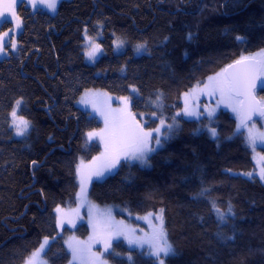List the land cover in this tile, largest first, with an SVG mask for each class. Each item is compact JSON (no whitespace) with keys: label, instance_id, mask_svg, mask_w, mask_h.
Wrapping results in <instances>:
<instances>
[{"label":"trees","instance_id":"trees-1","mask_svg":"<svg viewBox=\"0 0 264 264\" xmlns=\"http://www.w3.org/2000/svg\"><path fill=\"white\" fill-rule=\"evenodd\" d=\"M17 14V52L0 60V264H24L45 237L43 258L66 264L64 237L88 234L85 225L59 231L54 210L75 199L78 162L99 153L84 136L100 123L75 105L95 89L128 96L145 129L161 119L165 132L174 120L176 126L146 165L122 161L93 181L89 200L114 207L117 218L133 225L135 217L163 209L177 253L161 257L165 264H264V181L235 117L227 111L211 120L177 115L189 89L264 49V0H68L52 15L24 4ZM85 28L101 32L102 54L93 65L84 61ZM115 38L124 42L122 52L113 51ZM138 44L145 45L139 52ZM256 96L264 99V88ZM18 100L20 116L30 122L23 139L9 125ZM146 250L117 240L104 259L159 264Z\"/></svg>","mask_w":264,"mask_h":264},{"label":"rangeland","instance_id":"rangeland-1","mask_svg":"<svg viewBox=\"0 0 264 264\" xmlns=\"http://www.w3.org/2000/svg\"><path fill=\"white\" fill-rule=\"evenodd\" d=\"M61 1H68V0H59L58 4ZM25 7L36 10L40 9L49 14H55V11H50L44 4L40 3L37 0L35 7L29 2V0H24ZM57 4V6H58ZM3 4L0 3V8H2ZM18 6V5H17ZM16 6V11H17ZM57 9V7H56ZM8 16L9 22H0V35L4 32H10L9 37H5L4 40L6 41L5 48L6 52L4 54H0V60L9 57V55H13L17 52L18 49V42L17 36L20 32L19 30L15 29V21L11 19L10 14H6ZM11 30V31H10ZM95 39V42L99 44V39L101 38V32L98 31L96 35H90ZM119 39H114L113 41V51L115 53L122 52L124 49V42L121 47H116V42ZM121 41V40H120ZM16 43L17 47L15 50L12 49L11 44ZM82 48H83V56L84 61L88 65H93L101 56L102 51L99 52L96 58L93 61L87 59L84 55L85 52V41H84V30L82 32ZM261 53V52H259ZM258 53L248 56L250 58H254L259 62L264 61V55H257ZM246 57V56H243ZM241 60V59H240ZM212 78L211 80L209 78ZM261 82H264V71L260 70V88ZM228 83L227 79L225 78L223 70H218L211 74L205 82L202 84H198L193 86L191 89L187 91L181 97V104L182 109L179 112L185 118L189 119H198L200 117H206L208 120L214 119V117L220 111H227L233 117H235L236 121L238 119V113L232 110V107L228 105L231 104L237 109H239V99L233 97L229 93V88L224 87L223 92L221 91V87ZM208 85L209 87H205ZM264 88V87H262ZM215 89V91H213ZM88 95L89 103L83 104L81 103V98ZM211 93V94H210ZM188 94V95H186ZM127 98V100L122 98ZM125 97H118L107 94L100 90H87L83 92L78 99L76 100V107L80 110H83L88 114L90 118H95L100 123V128L90 132L100 133V135L94 136L91 140L88 139L87 133L84 136V143L85 145L90 144L91 142H95L98 144L100 150L97 155L91 158L88 161L80 160L76 166V181L78 185V191L75 195V199L73 200L71 205L66 207H60L63 209L62 213H57L56 209L54 210V215L57 221V216L62 215L65 219V223L63 227L58 228V230H62L63 228H71L74 230L79 225H85L88 229V234L84 238H79L76 236L75 233L68 234L64 238V243L66 245L67 251L69 253V259L66 264H69L71 261L72 264H100L101 261H106L104 259V255L109 252V250L105 251V242L108 240V237L112 234V230L115 228L122 229L125 233H129L137 238L142 240H148L152 237L155 230L159 228V220L156 219V216L159 214H152L151 216H137L135 217L134 222L136 225H133L130 222V218L125 220L119 219L116 217V213L114 212V207H101L95 205L91 200H89L87 196V191L93 181L101 180L106 176L112 174L119 164L122 161H128L123 159L122 152L126 150L128 144H130L131 139L140 134V129H143L146 132H150L153 129H145L142 124L139 123L137 119L132 115L130 111V98L128 96ZM262 106H264V99H259ZM186 102L188 103L189 107L194 109L197 112L203 113V115L196 117V116H184L183 109L185 108ZM93 105L100 110V112L104 113L101 115L100 112H97ZM16 107V103L14 104L11 112ZM21 107V106H20ZM17 109L18 117H21L19 114L20 111ZM206 109H215V113L211 119L208 117ZM11 112L9 114V125L10 129L12 130V136L15 139H23L29 132L24 136H17L15 134V129L12 126L13 118L11 116ZM107 117V124L106 118ZM23 118V117H22ZM247 127H240L237 128V131L241 133L244 138L246 139L252 153V157L255 161L260 163L261 169L264 168V161H261L262 154L259 152L260 149H264V141H257L255 150H253V146L248 141L249 136V129L255 125L253 129L254 133H261L264 132V116L257 120L252 121L246 124ZM160 127V123L155 126V128ZM30 128V127H29ZM154 128V129H155ZM165 127L161 129V132H165ZM156 133L153 132V136ZM164 140L163 136L161 137ZM107 145V148H106ZM150 146L155 147L156 150L160 147L155 145V140L150 141ZM153 153V152H151ZM148 153L147 157L151 154ZM117 154H121V161L120 163L111 171L105 172L104 176L101 178H97L94 173L102 168H104L111 160L115 158ZM132 162L140 163V161L132 160ZM79 169V172H78ZM260 177V175H259ZM122 222V223H120ZM57 224V223H56ZM134 230V231H131ZM117 240H122L128 247H136L138 249L147 248L146 251L149 252V245L147 243L143 244L142 246L137 245H129L128 241L124 238L123 235L119 237H114L112 243ZM69 244L72 245V248L82 249V255H78L75 260H73V253L72 248L69 247ZM35 252V251H34ZM32 255V254H31ZM31 255L28 257L30 258ZM99 257V260L97 259ZM161 257H164L161 254ZM40 259H44L43 255ZM45 260V259H44ZM25 264V262H24ZM38 264V261H37ZM47 264H49L47 262ZM106 264H109L106 261Z\"/></svg>","mask_w":264,"mask_h":264},{"label":"snow or ice","instance_id":"snow-or-ice-1","mask_svg":"<svg viewBox=\"0 0 264 264\" xmlns=\"http://www.w3.org/2000/svg\"><path fill=\"white\" fill-rule=\"evenodd\" d=\"M29 2L35 7L37 0H29ZM40 3L44 4L50 11H55L57 4L59 0H39ZM0 3L3 4L2 8H0V22H9L8 21V16L6 14H10L11 19L15 21V29L19 30L22 27V20L20 15L17 14L16 11V6L19 4H23L24 0H0ZM11 31V30H10ZM10 32H4L2 35H0V54H4L6 52L5 44L6 41L4 40L5 37H9ZM191 38V37H189ZM242 37H237V40H241ZM84 41H85V52L84 55L87 57L88 60L93 61L97 54L102 51L100 45L95 42V39L91 36L88 35L87 28L84 30ZM123 44V41L118 40L116 42V47L119 48ZM11 47L13 50L16 49L17 45L16 43H12ZM145 45L143 44H138L136 46V51L139 52L141 51ZM257 55H264V49L261 50V53H258ZM253 58L250 57H241V60L237 61V64L242 63L245 60H252ZM260 65V70L264 71V61L259 62ZM229 67H232L231 65ZM210 80L212 79L211 77L209 78ZM206 88L209 87L208 85L205 86ZM227 87L229 89H240L243 87V83L241 78H236L233 81L227 83L226 85H223L221 87V91L223 92V88ZM261 87H264V82H261ZM135 91V89H133ZM215 91V89H213ZM211 94V93H210ZM88 95L85 94L84 97L81 98V103L87 104L89 103L88 100ZM188 95V94H186ZM127 100V98H122ZM160 97L157 96L156 100L159 101ZM22 101L18 100L16 102V107L13 109L11 112V116L13 118L12 126L15 129V134L17 136H24L29 127H30V122L27 119H24L22 117H18L17 109L21 106ZM229 107H232V110L234 112H237L239 115V109L234 107L233 105L229 104ZM94 109L97 112H100L98 108L93 105ZM208 117L211 119L215 113V109H206ZM256 113L260 116H264V108H261L259 110L255 108H250L249 112L247 115H245L242 119L240 124L237 125V128L239 129L240 127H247V125L244 123L245 120H251L253 114ZM101 115H104V113L100 112ZM155 115V114H154ZM177 115H180V113H177ZM183 115L184 116H196L199 117L203 115L201 112H197L191 107H189L188 103L186 102L185 108L183 109ZM106 119V124H107V117ZM176 126V122L174 120L172 125H167V128L169 132ZM165 127L164 120H160V127H157L153 129L150 132H146L143 129H140V134L134 136L131 139L130 144L127 145L126 150L122 152V157L125 160L132 161V160H137L140 161L141 164H147V155L148 153L154 152L156 150L155 147L150 146V141L155 140V145L157 147H162L163 146V140L161 137L163 136L164 139H167L169 136V132H161V129ZM255 128V125H253L252 128L249 129V136H248V141L249 143L253 146V150H255V146L257 141H264V132L261 133H254L253 129ZM211 135L213 137H216L217 132L215 128H210L209 129ZM153 132L156 133L155 136H153ZM100 135V133L96 132H88L87 136L88 139L91 140L94 136ZM107 148V145H106ZM261 159H264V157H261ZM121 161V154H117L113 160H111L104 168L96 171L94 175L97 178H101L104 176L105 172L111 171L114 169ZM35 164V161L33 162ZM79 172V169H78ZM245 175H248L250 178L252 177V173H245ZM260 180L264 181V168L261 169L260 171ZM202 194V193H201ZM216 211L219 213L220 210L216 209ZM57 213H62L63 209L60 207L56 208ZM159 215L156 216V219L159 220V228L154 231L152 237L148 240H142L140 238H137L133 235H130L129 233H125L122 229L120 228H115L112 230V234L108 237V240L105 242V251L107 252L109 249L112 248V240L114 237H119L121 235L124 236V238L128 241V244L131 245H137V246H142L143 244L147 243L149 245V252L148 255L152 256L155 258V260L159 261V264H165V260L161 258V254H163L164 257L168 256H175L177 253L173 246L168 242L166 232L164 230V221H163V209L160 210ZM152 214L149 213V216ZM220 219L223 221L225 219L224 214L220 213ZM57 227L61 228L63 227L65 223V219L62 215L57 216ZM122 223V222H120ZM134 231V230H131ZM52 239H55L53 237ZM49 246V239L45 237L44 241L40 244V247L32 253L31 257L28 258L25 261V264H47V261L44 259H40V257L44 254H46V249ZM69 247L72 248V245L69 244ZM83 250L82 249H77V248H72V253H73V260L77 258L78 255H82ZM99 260V257H97ZM128 259L131 261L132 257L129 256ZM69 264H72L70 261ZM100 264H106V261H101Z\"/></svg>","mask_w":264,"mask_h":264},{"label":"water","instance_id":"water-1","mask_svg":"<svg viewBox=\"0 0 264 264\" xmlns=\"http://www.w3.org/2000/svg\"><path fill=\"white\" fill-rule=\"evenodd\" d=\"M236 62L230 64L232 67H229L230 65H228L223 72L228 83L238 77L241 78L243 83V87L240 89H229V93L240 101L239 115L237 119V123L240 124L241 119L248 114L250 108L259 110L264 108V106L261 105L260 100L256 96V91L260 87L259 61L253 58L252 60H245L240 64H237ZM262 117L263 116L254 113L252 119L245 120L244 123L248 124L252 121H257Z\"/></svg>","mask_w":264,"mask_h":264}]
</instances>
